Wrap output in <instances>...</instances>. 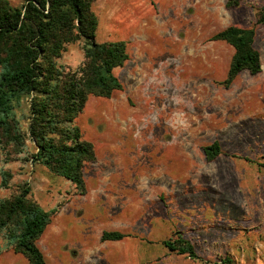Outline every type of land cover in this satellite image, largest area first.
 <instances>
[{"label":"rangeland","instance_id":"rangeland-1","mask_svg":"<svg viewBox=\"0 0 264 264\" xmlns=\"http://www.w3.org/2000/svg\"><path fill=\"white\" fill-rule=\"evenodd\" d=\"M20 4L21 0H11ZM92 0L95 40H125L123 84L90 95L74 125L93 143L86 193L34 163L31 97L15 114L26 133L14 152L0 145V198L19 186L53 210L37 241L47 264H264V0ZM254 28L262 70L240 72L226 87L234 47L213 35ZM83 40L66 44L59 66L84 62ZM219 141L213 161L203 147ZM130 235L103 240L104 231ZM188 240L200 257L168 249ZM0 264H30L0 237Z\"/></svg>","mask_w":264,"mask_h":264},{"label":"trees","instance_id":"trees-1","mask_svg":"<svg viewBox=\"0 0 264 264\" xmlns=\"http://www.w3.org/2000/svg\"><path fill=\"white\" fill-rule=\"evenodd\" d=\"M234 4L236 1L228 0V5ZM97 25L92 0H21L20 4L0 0V145H10L17 153L23 150L26 133L15 109L24 97H31L29 135L36 146L33 162L70 180L80 194L87 190L85 167L96 160V154L93 143L83 137L74 121L90 95L111 97L123 88L114 70L129 59L127 41L95 40ZM212 38L234 47L228 76L223 81L226 87L243 70L261 72L254 28L230 25ZM80 39L84 41V62L76 70L66 71L56 58L66 44ZM203 150L208 161L222 152L217 140ZM1 176L0 186L8 188L12 174L4 171ZM30 190L26 183L10 197L0 198V237L30 264H47L37 241L54 211L33 200ZM129 235L111 230L104 231L102 238L121 240ZM163 243L170 250L200 259L184 238ZM225 261L232 264L230 258Z\"/></svg>","mask_w":264,"mask_h":264}]
</instances>
